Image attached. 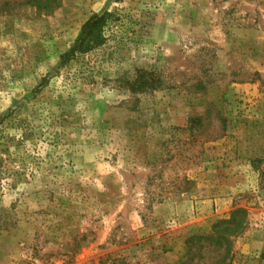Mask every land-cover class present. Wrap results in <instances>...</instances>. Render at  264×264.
<instances>
[{
	"label": "rangeland",
	"instance_id": "rangeland-1",
	"mask_svg": "<svg viewBox=\"0 0 264 264\" xmlns=\"http://www.w3.org/2000/svg\"><path fill=\"white\" fill-rule=\"evenodd\" d=\"M230 219L264 264V0H0V264H181Z\"/></svg>",
	"mask_w": 264,
	"mask_h": 264
},
{
	"label": "trees",
	"instance_id": "trees-1",
	"mask_svg": "<svg viewBox=\"0 0 264 264\" xmlns=\"http://www.w3.org/2000/svg\"><path fill=\"white\" fill-rule=\"evenodd\" d=\"M115 19V13L108 10L92 14L82 25L81 31L73 45L62 54V64L69 63L80 54L104 45L107 39L106 29ZM238 224L239 222L236 219L219 220L208 234L200 233V230L190 234L186 239L185 259L181 264L189 263L191 256L197 253V248L203 241H208V246L218 250L212 264H227L233 253V238L240 231L239 227H237Z\"/></svg>",
	"mask_w": 264,
	"mask_h": 264
},
{
	"label": "crops",
	"instance_id": "crops-1",
	"mask_svg": "<svg viewBox=\"0 0 264 264\" xmlns=\"http://www.w3.org/2000/svg\"><path fill=\"white\" fill-rule=\"evenodd\" d=\"M217 201H219V203H222L224 201H227L226 199H222V198H219V199H216Z\"/></svg>",
	"mask_w": 264,
	"mask_h": 264
}]
</instances>
